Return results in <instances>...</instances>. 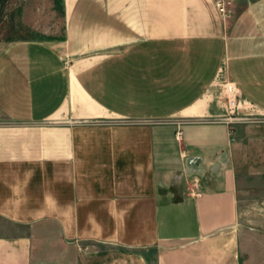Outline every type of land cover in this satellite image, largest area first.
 Segmentation results:
<instances>
[{
  "label": "crops",
  "instance_id": "1",
  "mask_svg": "<svg viewBox=\"0 0 264 264\" xmlns=\"http://www.w3.org/2000/svg\"><path fill=\"white\" fill-rule=\"evenodd\" d=\"M52 1L0 48V264H264V0Z\"/></svg>",
  "mask_w": 264,
  "mask_h": 264
},
{
  "label": "rangeland",
  "instance_id": "2",
  "mask_svg": "<svg viewBox=\"0 0 264 264\" xmlns=\"http://www.w3.org/2000/svg\"><path fill=\"white\" fill-rule=\"evenodd\" d=\"M52 3V0H0V48L10 42L37 40L42 36L41 30L61 27L60 19L55 17L59 14L53 15ZM4 226L0 223V235L13 233ZM89 245L91 251L104 250Z\"/></svg>",
  "mask_w": 264,
  "mask_h": 264
},
{
  "label": "built area",
  "instance_id": "3",
  "mask_svg": "<svg viewBox=\"0 0 264 264\" xmlns=\"http://www.w3.org/2000/svg\"><path fill=\"white\" fill-rule=\"evenodd\" d=\"M225 5L226 4L224 3L223 0H218L217 2L218 9L224 16H227L228 12L226 10ZM228 89L230 90V93H231V88H228ZM227 108H228L227 116L222 121L226 125L234 126L236 124H248V123L253 122V121L247 120L246 118H244L243 116L239 114V102L235 97L233 96L228 97Z\"/></svg>",
  "mask_w": 264,
  "mask_h": 264
}]
</instances>
